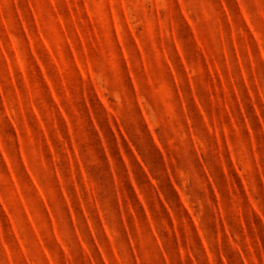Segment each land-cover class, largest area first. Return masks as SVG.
Segmentation results:
<instances>
[{"label":"rangeland","instance_id":"1","mask_svg":"<svg viewBox=\"0 0 264 264\" xmlns=\"http://www.w3.org/2000/svg\"><path fill=\"white\" fill-rule=\"evenodd\" d=\"M0 264H264V0H0Z\"/></svg>","mask_w":264,"mask_h":264}]
</instances>
